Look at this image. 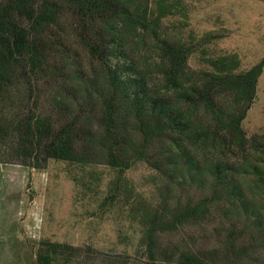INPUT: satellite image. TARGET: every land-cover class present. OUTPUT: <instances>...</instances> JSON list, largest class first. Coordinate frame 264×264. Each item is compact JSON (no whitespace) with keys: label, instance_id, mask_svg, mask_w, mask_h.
I'll return each instance as SVG.
<instances>
[{"label":"trees","instance_id":"trees-1","mask_svg":"<svg viewBox=\"0 0 264 264\" xmlns=\"http://www.w3.org/2000/svg\"><path fill=\"white\" fill-rule=\"evenodd\" d=\"M188 15L183 0H0V163L8 154L36 170L50 160L103 163L120 176L144 162L167 193L159 190L157 207H132L151 258L157 233L199 225L224 234L225 264L246 255L253 264L264 253V145L250 143L241 124L264 58L238 71L237 54L209 53L223 33L186 43L162 27L170 17L185 25ZM195 52L209 70L188 69ZM40 85L51 96L47 113ZM185 184L199 195H175ZM76 251L41 240L33 264L65 263ZM216 253L167 258L214 264Z\"/></svg>","mask_w":264,"mask_h":264},{"label":"rangeland","instance_id":"rangeland-1","mask_svg":"<svg viewBox=\"0 0 264 264\" xmlns=\"http://www.w3.org/2000/svg\"><path fill=\"white\" fill-rule=\"evenodd\" d=\"M183 2L189 14L185 25L178 17L162 21L169 36L179 32L188 43L190 34L199 37L206 32L223 33L224 38L208 47L209 53L237 54L238 71H247L264 58V2ZM79 55L83 64L87 62L81 50ZM187 66L194 72L209 70L198 52L188 59ZM40 88V110L47 113L52 105L51 96L44 90L47 86ZM241 126L250 143L259 140L264 145V68ZM6 157L9 160L0 163V264H33L41 240L77 249L74 258L59 264H176V258L167 257L187 250L210 253L216 250L214 264L226 263L222 249L224 234L199 225L168 234L157 233L158 250L153 258L148 255L144 228L131 216L132 207L137 201L159 206V190L164 191L165 180L144 162L133 164L119 176L118 170L103 163L79 165L50 160L44 170H36L21 165L9 154ZM118 178L125 184L120 187H129V192L114 188ZM195 187L176 185L174 194L183 199L197 197L200 190ZM244 258L239 264H250L248 255ZM253 264H264L263 252Z\"/></svg>","mask_w":264,"mask_h":264}]
</instances>
